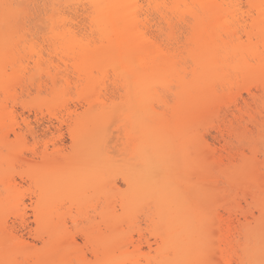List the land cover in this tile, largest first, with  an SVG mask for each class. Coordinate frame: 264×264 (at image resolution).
<instances>
[{
	"label": "rangeland",
	"instance_id": "rangeland-1",
	"mask_svg": "<svg viewBox=\"0 0 264 264\" xmlns=\"http://www.w3.org/2000/svg\"><path fill=\"white\" fill-rule=\"evenodd\" d=\"M112 1L103 0L102 4L109 5ZM250 1L214 0L212 2L214 7H211L210 11L204 12V14L198 5H194L197 6L194 7L193 4L190 5V2H188L190 6L178 8L179 13L177 10L163 9V12H175L174 14L177 15L178 19L184 16L196 17V23L193 27L189 28L187 24L180 25L181 30L188 33L185 37L186 47L181 54H178L174 48L160 47L154 39L156 33L153 23H143L137 16V10L128 8L127 15L130 23L126 24L127 29L129 28L127 31L133 29L131 30L133 33L136 31L137 34L142 33L139 34L142 38L151 39L152 37L151 40L157 47L167 50L166 53H169L171 63L175 60L172 64L177 67L174 70L175 74L170 72L174 75L168 74L169 82L174 79V82L172 81L173 85H171L172 82L170 83L171 88L168 86L169 90L168 87L162 89V87L156 86L154 89L156 93H153V98L147 103L145 102L146 104L133 105L130 102L131 96L124 93L126 90L119 85L120 81L115 80L116 77L112 74L110 66L108 67L110 68L108 72L110 74H106L109 80L106 75L96 79L95 73V79L98 80L97 89L95 88L96 92L95 89L87 91L84 78L79 75L85 83L79 79L77 72H74L79 64V59H83L80 57L83 54L80 53L89 52L91 56L98 51H102L107 46V40L105 41L106 44L103 42L104 45L100 46L102 45L101 41L107 39L104 37L114 36V31L120 32L118 27L120 28L121 23L117 21L119 24H116V17H114L115 19L110 18L111 24L107 26L108 28L105 27L101 30L93 25L91 17L97 11L90 7L93 5L91 0H0V16L3 13H6L7 17L9 16L7 22L1 28L3 35L0 37L2 52L5 55L3 66L6 68L8 75L4 81L13 78L14 75L11 73L13 69L20 70L17 78L19 83H16L17 85L15 84L14 87L11 86L13 90L11 89V92L6 95L0 90V112L7 113L11 117V119L5 118L7 121L3 125L0 134V139L7 144L5 147L0 146V178L11 177L15 181L16 185L13 183L12 188L18 191L19 195L22 194L19 198L22 199L25 205L21 208L22 217H16L13 212H8L3 217V221H7L4 223L5 231H11L10 233H13L12 236L15 237V240L7 243L5 233L0 232V264L35 263L37 256L30 257L29 254L26 256L18 251L15 246L19 244L27 250L38 252L41 255L51 249L55 253L60 250L59 255L68 256L72 253L69 255L72 256V261L68 258L71 262L82 260L83 250L87 247L90 252L95 249L101 260L119 261L120 264H141V262L143 264H180L179 257H176L177 252L172 249V241L168 243L170 244L168 245V247L170 246L168 251L162 250L163 240L165 239L162 235L165 237L164 232L167 230V225L160 221L157 212H155L157 208L149 199L143 197L136 199L141 188L139 190L135 184L130 182L132 175L143 167L142 163L134 159V149L139 141L137 136L130 132L133 120L135 121L132 112L134 109L144 108L151 111L148 117L152 119V124L168 134V143L174 151V154H171L168 150L172 157V163L178 161V165H180L181 161L184 169L185 163L188 161L190 163L191 170L187 182L182 181V169L178 168L177 165L175 172L178 178L177 183L180 185L173 184L171 189L173 191L176 189L179 199L186 198L184 202L186 208L190 209L200 205L211 216L207 235L194 237V241L197 243L201 237L206 236L208 242L212 241V243H209V247L206 248L210 249L208 260L212 261L213 264H233L231 262L233 260L239 264L244 242V237L240 233V231L242 232L240 230L242 229L241 223H244L243 214L251 210L255 216H258V211L255 209L254 200L250 195L253 186L250 184H244L246 185L244 186L243 183L233 184L230 182L231 179L222 178L221 171L234 168L239 164L240 154L245 152L241 136L250 128L256 130L253 146L255 148H247V153H250L247 156H255L258 161L264 162V153L259 150V147L261 148L259 136L260 108L261 98L264 97V32L261 29V20L264 19V3L262 2L263 4L261 3L259 7H256ZM121 2L124 5L143 4L145 8L140 11L144 13L148 12L146 7L148 4L171 5L172 0H121ZM231 3H233V6ZM5 4L9 5L7 9L4 7ZM114 4L117 5V2ZM239 5H243V8L237 7ZM218 6L220 9H217ZM223 9L225 10L222 11ZM151 11L156 13L157 9L154 7ZM212 12L217 17H213ZM248 17H251L252 20L247 26L248 30L238 31L240 29L238 21ZM38 19L40 20L38 21ZM209 23L213 26H209ZM128 25L132 28L130 29ZM104 30L105 32H102ZM204 30L216 31L215 33L223 37L224 42L230 43L229 45H239L241 48L251 49L253 52L257 51V55H243L242 65L240 64L241 61L238 62L240 57L236 59L227 58L228 61H226L230 62L229 68H223L224 72L221 70L218 74V81L216 79L214 82L216 85H213V93H210V95H213L212 100L207 104V108L199 118L192 112L191 102L185 104L181 97L174 95L178 91L174 85H178L175 82L177 78H183V81L189 82L197 74L196 67L192 64L188 54L195 48L193 38L204 32ZM223 30L229 31V36L234 38L226 36L227 31L224 33ZM261 31L263 35H261ZM78 50L79 52L81 50V52H77ZM171 53L175 55L172 57ZM96 61L93 62L95 65L100 63ZM234 65L235 67H233ZM39 69L42 73L37 71ZM246 69L247 71H245ZM45 71L46 73H44ZM48 71L51 74H56L57 77H54V75L51 77ZM45 75H47V78L50 77V80ZM172 75L173 77H171ZM38 77L40 79L36 82L40 85L39 87H37L36 82L31 80V78L37 79ZM53 81L56 86L55 93L49 87ZM57 83L58 87L63 83H65V86L57 88ZM46 87L49 89H46ZM69 87L70 91H68ZM57 91H59V95ZM98 91L100 92L99 95ZM215 93L218 96L214 95ZM92 94L93 96H91ZM125 94L127 97H125ZM89 100H93L96 104ZM88 102L91 103V108L90 105H87ZM101 105L106 106L102 107ZM23 118L26 119L28 126L22 122ZM198 121H200L199 124ZM15 133H22V138H16ZM197 136H200V138ZM93 143L96 144L93 145ZM92 145L94 148H91ZM204 147H206L205 150ZM186 153H189L188 158L183 159L181 154L185 156ZM207 156H209V159H207ZM234 156L238 157V160ZM202 160L204 162L205 160H213L216 166H220V171H214L215 183L209 181L208 178L204 179L198 171L197 163H202ZM234 162L237 164H234ZM90 163L92 167L107 166V174L102 178L100 173L97 172L94 177L92 175V178L91 176L84 178L82 171ZM222 164L224 165L221 166ZM195 169L197 170L195 171ZM27 171H36L40 174L43 172L44 177L41 180L47 175L55 179L64 176L69 179L74 176V173L81 172L83 180L77 190V194H81L79 197L77 195L69 197L67 194L55 197L51 213H43V217L46 216L47 219L44 218L36 222L33 211L35 183H31V180L24 175ZM97 174L101 180L100 183L95 181ZM208 182L213 183V185L208 184ZM224 185L228 186V189ZM247 185H249L248 190L243 188ZM178 186L180 187L178 188ZM257 193H260V191ZM36 194H39V192H36ZM134 194L137 195L135 201L132 199ZM194 194L200 195L196 197ZM4 196L5 193L2 194V197ZM174 209L173 204L170 205L169 211L173 212ZM214 221L215 225L213 224ZM217 221L219 222L217 223ZM50 225H53L55 229L52 226L51 228ZM66 238L70 240L67 241ZM211 238L217 239V242L219 240L220 243L218 242L215 246L213 240L210 241ZM223 238L225 240L228 238L229 243H232L231 249L229 247L228 250L229 253L231 252L229 263H225L219 257V251L226 247V245H223L226 243ZM64 239L67 242H64ZM5 241L7 244H2ZM240 243L242 246H239ZM212 246L214 247L213 250L210 248ZM3 250L6 251V254L1 256ZM10 250L13 251L10 252ZM58 256L56 257L58 258ZM56 257V262L51 257L52 260L49 261V264H52V262L57 264ZM17 258L21 260H17ZM76 258L78 259L76 260ZM45 259L46 257H43L35 264H42L41 261Z\"/></svg>",
	"mask_w": 264,
	"mask_h": 264
},
{
	"label": "bare ground",
	"instance_id": "bare-ground-1",
	"mask_svg": "<svg viewBox=\"0 0 264 264\" xmlns=\"http://www.w3.org/2000/svg\"><path fill=\"white\" fill-rule=\"evenodd\" d=\"M91 1L93 2V4H102V2H103V0H91ZM213 1L214 0H172L171 5H178V6H184V5L190 6L191 4H193L192 6L198 5V7L203 11V14H204V12L210 11L211 7H214L213 4H212ZM251 1L250 2L253 3L256 7H259L262 2L264 3V0H251ZM116 2H117V5L114 4ZM122 2H121V0H113L112 3L110 2V4H109V5L112 6L111 8L102 10L105 14H107L109 16V18L116 17L117 19L114 18L116 20V24H119L117 21H120V23H121L119 25L120 28L118 27L120 32H117V31L115 32L114 31V34H115L114 36H112V37L108 36L109 38L108 37H104V38H107V39H104V41H101L102 45H100V46L104 45L103 42L106 44V42H105L106 40H107V44H106L107 46H106L105 49H103L102 51H98L96 54H92L90 56V53L89 52H84V49L82 50L84 53H80L81 50H80V52L78 50L77 52H79L80 54H83V56L80 55V57H82L83 59H79V64L76 67V71H74V72H77L78 76L80 75L81 78H84V80L86 81L87 89H88L87 91H89V90L92 91V89H95L96 86H97L96 84H97L98 80H96V79H98V77H100V76L103 77L104 75H106L110 71V68H111V71L113 72L112 74L116 77L115 78L113 76L115 78V80L117 79L118 81H120L119 85L123 86L122 88H124L126 90V92L123 90L124 93H127L128 95L131 96V98H130L131 101L130 102L133 103V105H139L141 103H145V102L147 103V101H149L150 99L153 98V93L155 92L154 89H155L156 86L157 87H162V89L165 88V87L167 88L168 86L171 88V85H173V82H174L173 80L174 79L172 80L173 82L171 81L172 84L170 85L171 82L168 81V74L170 72H173L175 74L174 70H176L175 68H177V67H174V65L172 64L173 62H175V60H174L175 57L172 59V61L173 60L174 61L171 63V61H170L171 58H169V53H166L167 50H164L162 48L157 47L156 44H154L153 41L151 40L152 37H151V39L150 38H142L141 35H139V34H142V33L137 34L136 33L137 31L135 32L137 34V36H136L135 33H133V31H131V30H133V29H131L132 27H130L133 23L131 25L129 24L130 26L128 25V27H130L131 30L129 32L127 31V30H129V28L127 29V25L126 24L130 23V22H128L129 21V16L127 15V9L128 8L127 7H123L125 5ZM188 2H190V5H188L189 4ZM222 2H224V1H222ZM232 4L233 3H231V5ZM194 7H197V6H194ZM218 7H217V9H220V7L219 8ZM252 7H254V6H252ZM177 9L178 8H174V9H171V10L172 11H176ZM189 10H190V8H189ZM224 10L225 9H223L222 11H224ZM96 11L98 12V11H101V10H97L96 9ZM179 12L180 11H178V13ZM208 13H210V12H208ZM128 14H130V13L128 12ZM212 14L215 15V13H213V12L211 13V15ZM209 15H207V16H209ZM214 15H213V17H217L216 15L215 16ZM218 16H220V15L218 14ZM8 17L6 15V13L5 14L4 13L1 14V16H0V37L3 35L1 33V30H2L1 28L7 22V18ZM40 19H42V18H40ZM40 19H38V21ZM232 19H234V18H232ZM18 20H19V18H18ZM131 20H133V19L131 18ZM233 23H235V22H233ZM47 24H48V21H47ZM109 24H111V23H109ZM209 26H213V24L212 25L210 24ZM136 27H137V24H136ZM224 27H228V26H224ZM114 28H115V24H114ZM231 28H229V29H231ZM118 29H115V30H118ZM207 30H204V32H202L201 34H199L198 36L193 38V41H194V44H195V48L194 49L192 48L193 50L191 49L192 51L188 54L189 58H191L192 64L194 65V67H196L197 74L189 82L183 81L184 80L183 78L182 79L177 78L175 80V82L178 83V85L177 84L174 85V86L177 87L176 89L178 90L177 94H174V95H178V97H181L182 100L185 102V104L191 102L190 104L192 105V112L195 113L196 116L199 117V118L201 117V114L204 113L205 109L207 108V104L212 100V96L213 95H210V93L213 91V88H214L213 85H216V84H214L215 80L217 78H219L218 74L221 72V70H222V72H224L223 68H225V67L227 68L229 66L230 62H227L228 61L227 58L236 59L237 57H240V60H238V62L241 61L240 64L242 65L243 55H245V54H249V55H252V56H256L257 55V53H256L257 51L253 52V51H251V49L241 48V47H239V45H233V46L229 45L230 43L224 42L223 39H222L223 37H220L219 34L215 33L216 32L215 30H214L215 32L207 31ZM221 30H222V27H221ZM223 31L225 33V31H227V30H223ZM102 32H105V30L102 31ZM235 32H236V30H235ZM261 33H262V31H261ZM261 35H263V33ZM142 36L144 37V35H142ZM145 36H146V34H145ZM226 36L230 37L229 36V31H227V35ZM234 36H235V34H234ZM256 37H257V35H256ZM232 38H234V37H232ZM235 39H236V37H235ZM235 39H234V41H235ZM72 48H71V50H72ZM253 50H255V49H253ZM77 52H75V53H77ZM79 53H78V55H79ZM172 53H174V52H172ZM174 55L172 54V57ZM4 56L5 55L2 52V46H1V42H0V90L3 91V93H5V95H6V94H9V92H11L10 91L11 89L13 90V87H14V85L16 83H19L17 78L19 76L20 70L19 69L18 70L17 69H13L11 71V73L14 75L13 78H11L10 80H5L4 81L5 77L8 76L7 75V70L3 66V62H4L3 61L4 60L3 57ZM95 61L96 62H100V63L95 65L93 63ZM174 64L177 65L176 63H174ZM235 65L237 66L238 64H235ZM235 65L233 67H235ZM109 66H110V68H108ZM230 66H231V64H230ZM37 71H40V69L37 70ZM245 71H247V69ZM40 72H39V74H40ZM48 72L50 73L51 77H52V75H54V77H57L56 74H51L50 71H48ZM48 72H47V74H48ZM57 72H59V71H57ZM44 73H46V71ZM93 73H96V76H97L96 79H95V75H93ZM173 73H170V74H173ZM108 74H110V73H108ZM107 75H106V78H107ZM173 75L171 77H173ZM45 76L47 78V75H45ZM80 76H79V79H81ZM40 77H38L37 79L36 78H34V79L31 78V80H32V82H36L37 80L39 81ZM224 77H222V78L224 79ZM62 78H64V77H62ZM47 79L50 80V77L47 78ZM59 79H61V78H59ZM59 79L57 80V82L59 81ZM77 80H78V77H77ZM81 81H83V80L81 79ZM216 81H218V79ZM60 82H62V80H60ZM223 82H224V80H223ZM36 83L38 85V82H36ZM36 83H35V85H36ZM31 85H32V83H31ZM60 85H61V83H60ZM63 85L65 86V83H63ZM11 86H13V87H11ZM18 86H19V84H18ZM39 86L40 85H38L37 87H39ZM67 86L68 85L66 84V87ZM15 87H17V86H15ZM49 87L51 88V90H54L53 92L55 93L56 86H55L54 81L52 82V85L50 84ZM169 87H168V90L170 89ZM47 88L48 87H46V89ZM57 88H61V86L58 87V83H57ZM96 89H95V92L97 91ZM59 91H57L58 95H59ZM214 91L216 92V90H214ZM101 92H103V91H101ZM99 93L100 92L98 91V95H99ZM214 95L218 96L217 93H215ZM88 96H90V95H88ZM91 96H93V94ZM94 97H96V96H94ZM125 97H127V95ZM178 97H177V99H178ZM158 98H159V96H158ZM112 100H114V99H112ZM159 100H161V98H159ZM89 101L90 102H94L93 100H89ZM114 101H116V100H114ZM125 101H126V99H125ZM90 102H88L87 105H90L91 104ZM100 102H98V104H100ZM94 103L96 104V102H94ZM94 103H92V104H94ZM150 103H151V101H150ZM162 103H163V101H162ZM94 105H92V106L94 107ZM101 106L104 107L106 105H101ZM89 107L91 108V105ZM105 109H106V107H105ZM186 110H188V108H186ZM149 113H151V111L147 110L146 108H144V109H134L133 112H132V115L135 118V121L133 120V126L131 127L130 132L134 136H137V139L139 141V143L136 145V147L134 149V156L136 157V158L134 157V159H136L139 163H142V165H143L142 169L139 170L137 173L133 174L131 179H130L131 180L130 182L135 184L136 187L139 188V190L141 188L140 191L138 190L139 191L138 196L136 195L137 194L136 193V194H134L132 199H133V201H135V197L136 196H137L136 199L138 197H143L145 199H149L153 203V205H155V207L157 208V210L155 212H157V215H158L160 221H163V223H165L167 225V230L165 229L166 231L164 232L165 233V237H164V235H162L163 238H165L163 240L162 250L168 251V249L170 248V246L168 247V245H170L168 243H170L172 241V245H171V246H173L172 249L175 252H177L176 257L177 258L179 257V263L180 264H188V262L198 261V260H208L209 259V251H210V249L206 248V247H209V243H212L211 240H213L214 245L216 244L215 246H217L219 240L217 242V239L215 240L214 238H211L210 239L211 242H208V237L206 236V237H201L199 239V241L196 243L194 241V237L204 236V234L207 235V233H208V224H209V221L211 220V218H210L211 216L200 205L199 206H195L194 208H190V209L186 208L185 207V203H184L186 198H184L182 196L183 198L179 199L178 196H177L176 189L174 191H173V189H171V186L173 184L180 185V184L177 183V179L178 178H177L176 172H175L179 162L177 161L174 164L172 163V157L170 156L169 151L171 152V154L172 153L174 154V151L171 149V146L168 143V134H166L164 131H162L161 129H158L156 126H154L152 124V122H153L152 119L150 117H148ZM7 117L11 119V117H9L7 115V113L0 112V134L2 133L3 125L7 121V119L5 120V118H7ZM127 121H129V120H127ZM22 122L25 125H27V121H26L25 118L22 119ZM199 122L200 121H198V124H199ZM128 124H129V122H128ZM15 136H16V138L21 139L23 135H22V133H18ZM0 138H1V136H0ZM198 138H200V136ZM198 138H196V139H198ZM185 139L188 140L189 138H185ZM3 141L4 140L0 139V146L1 147L7 146L5 141L4 142ZM95 144L96 143H93V145H95ZM185 144H187V142H185ZM93 145L91 146V148H94ZM205 148L206 147H204V150H205ZM253 148H255V147H253ZM206 150L208 151V149H206ZM259 150H261L260 147H259ZM261 152L264 153V151H261ZM263 153H261V154H263ZM188 154L189 153H186L185 156L181 154V156H182L183 159H187L188 158ZM247 154H250V153H247ZM257 154H260V153H257ZM236 156H234V157H236ZM208 157L209 156H207V159H209ZM256 157H258V156H256ZM261 157L263 158V156H261ZM236 159L238 160V157H236ZM231 160H232V157H231ZM259 160H261V159H259ZM228 162H230V161H228ZM263 163L264 162L258 161V159H256L255 156H246V158H242L241 157L239 164L237 166H235L234 168L227 169V170L222 169L224 171H221L222 178L224 177L223 179L226 178L227 180L231 179L230 182H232L233 184L234 183H238V184L243 183V185L244 184H250L251 186H253L252 190H250L251 191L250 195H251V197L254 200L255 209H257V211H258V216H255L253 214L254 212H251V210L243 214V218H244L243 222L244 223L243 224L241 223V226H242L241 228L242 229H240V230H242V232L240 231V233H242L241 236L243 235V237H244V242H243V239H242V242H243L242 245L243 246L241 245V243L239 245V246H242V253H241L242 257L239 258V262L241 260H249V259L259 261L261 259V249H262V247H264V225H262V223H261V221L259 219L260 213H259L258 206H257L258 205L259 194H260V193H257V192L260 191L261 185H264V164ZM234 164H237V163L234 162ZM234 164H232V165H234ZM197 165H198L197 169L200 172L201 176H203L204 179L208 178L209 181H213L215 183L214 171L215 172L216 171L217 172L220 171L221 170L220 166L219 167L216 166L214 164L213 160H205V162L202 160V163H199V164L197 163ZM218 165H220V164L218 163ZM223 165L224 164H222L221 166H223ZM137 166H135V167H137ZM138 167L140 168V166H138ZM179 167L182 169L181 172L183 173L182 176H181L182 177V181L187 182L188 181L189 171L191 170L190 169L191 166H190L189 161L187 163H185V169L181 165V161H180V165H178V168ZM197 169H195V171ZM16 170H18V169H16ZM82 172L84 174L83 175L84 178L86 176L87 177L91 176V178H92V175L94 177L97 172H98V174L100 173V176L103 178V176L105 174H107L108 171H107V166H103V167L102 166H99V167L94 166V167H92V164L90 163V164H88L85 167V170H83ZM42 173L40 174L39 172H36V171H33V172L27 171L24 174L29 180H31V183H35L34 184L35 185V191H34L35 200H34V203H33V205H34L33 211H34V219H35L36 222L40 221L41 219L43 220L44 218L47 219L46 216L43 217L44 216L43 213L44 212L51 213L50 211H51V207H53L52 205L54 203V200H55L54 198L55 197H59L60 195H63V194H67L69 197H74L76 195L79 197V195L81 193L78 195L77 194V190H78V186L80 185L81 181L83 180V178L81 177V175H82L81 172L74 173L73 174L74 176L70 177L69 179H67L64 175H63L64 177L57 178V179L47 175L48 177L45 176V178H43V180H41L42 177H44V174H42ZM98 174H97V176H96L97 178L95 180L96 183H100V181H101ZM196 174L198 175V173H196ZM162 177H163V179L161 180ZM13 183L15 184V181L11 177H9V178L8 177H4L3 179L0 178V188H1V190H0V232L2 231V232L5 233L4 235H5L7 243H10L11 240H15V237L12 236L13 233H10L11 231L9 229H8V231H10V232L5 231V229H4V225L5 224L4 223H6L7 221L4 222L3 221V217L8 212H13V214L16 217L18 216L20 218V217H22L21 208L23 206H25L23 201H22V199L19 198V196H21L22 194L19 195L18 191H15V189L12 188ZM203 183H205V181H203ZM208 184H211V183L208 182ZM211 185H213V183ZM214 185H216V184H214ZM224 186H226V185H224ZM244 186H246V185H244ZM179 187L180 186H178V188ZM226 187L228 189V186H226ZM243 188H246L248 190L249 185H247V187H243ZM184 189H182V190H184ZM2 192L5 193L4 197H2V194H3ZM36 192H39V194H36ZM193 193H194V191H193ZM180 194H182V193H180ZM72 195H74V196H72ZM195 195L196 194H194V196ZM197 195H200V194H197ZM197 195H196V197H197ZM179 197H181V196L179 195ZM245 197H246V195H245ZM198 198H199V196H198ZM193 201H194V199H193ZM202 202H200V203H202ZM245 202L247 203V201H245ZM146 203H148V202H146ZM150 203H148V204H150ZM205 203H206V201H205ZM251 203H253V202H251ZM172 204L175 207V209H174L173 212H170L169 211L170 210V205H172ZM204 206H205V204H204ZM251 207H252V205H251ZM249 208H250V206H249ZM249 208H247V209L249 210ZM206 209H208V208H206ZM255 212H256V210H255ZM153 214H155V213H153ZM241 216H242V214H241ZM213 218H215V217L213 216ZM213 220H215V219H213ZM218 222L219 221H217V223ZM214 223H215V221L213 222V224ZM51 226L53 227V225H50V227ZM53 228L55 229V227H53ZM210 229H211V227H210ZM32 231H30V232H32ZM162 231H164V230H162ZM216 231H218V230H216ZM159 234L161 235L160 232H159ZM234 236H235V233H234ZM69 238H66L67 241L70 240ZM71 240H72V238H71ZM224 240H223V242H224ZM6 241L2 242V244H7ZM62 241H60V242H62ZM67 241H65V239H64V242H67ZM225 241H226V243L223 244V245H226V247H224V249H221V251H219L220 252L219 253V257L222 260H224L225 263H229V258H230L229 255L231 254V252L229 253L228 250H229V247L231 249V244L232 243H229L228 238H226ZM71 242H72V244L74 243L73 240ZM48 243L52 244L50 242H48ZM127 243H129V242H127ZM44 244H42V245H44ZM14 245H15V243H14ZM28 246H30V245H28ZM233 246H235V245H233ZM11 247H10V249H11ZM49 247H47V248H49ZM218 247H220V246L218 245ZM15 248L18 251H20L23 254H25L26 256H27V254H29L30 257L31 256H34V257L37 256V258L35 260V263H36V261L38 263V261L41 258L46 257V259H45L46 261L43 260L45 262L41 261L42 264L43 263L49 264V261L51 262L52 259L55 260V257L58 256L59 252H60V250H59L58 253H55L53 251V249H51V250H48L46 253L41 252V253H43L41 255L38 252H34L32 250L31 251L27 250V248H24V246H21L20 244L18 246L16 245ZM210 248H212V250L214 249L213 246L210 247ZM232 250H233V248H232ZM12 251L13 250H10V252H12ZM61 251H62V249H61ZM112 251H114V250H112ZM75 252H77V251H75ZM161 253H164V252H161ZM5 254H6V251H4L1 254V256H4ZM71 254H68V256L62 254V255H59L58 258L56 257L57 258V262H58L57 264H72V262H71L72 261V259H71L72 256L71 257L69 256ZM211 256H214V255H211ZM51 257H52V259H51ZM68 258L71 261H69ZM81 258H82V256H81ZM18 259L19 258H17V260ZM77 259L78 258H76V260ZM19 260H21V259H19ZM214 260H216V259H214ZM233 261H231V262L233 263ZM55 262H56V260H55ZM30 264H32V263H30ZM52 264H54V263L52 262Z\"/></svg>",
	"mask_w": 264,
	"mask_h": 264
},
{
	"label": "snow or ice",
	"instance_id": "snow-or-ice-1",
	"mask_svg": "<svg viewBox=\"0 0 264 264\" xmlns=\"http://www.w3.org/2000/svg\"><path fill=\"white\" fill-rule=\"evenodd\" d=\"M4 7L7 9L9 5L5 4ZM86 7H88L86 5ZM93 9L101 10L96 13H93L91 19L94 27L103 29L107 27L110 23V18L107 14H105L102 10L111 8V5L104 4H93L90 6ZM123 7L134 8L137 10V16L140 21L145 24L153 23V27L155 30V42L160 45L162 48H174L178 54H181L186 47L185 37L188 33L181 30L180 25L187 24L189 28L193 27L196 23V17L192 16L191 18L188 16H184L183 18L177 17L172 11L162 12L163 9H174L179 7H188L187 5L178 6V5H152L148 4L146 7L148 12L141 13V9L145 8L143 4H135V5H125ZM157 9L156 13H153L151 10L153 8ZM239 8H243V5L237 6ZM162 13V14H161ZM251 17L240 19L238 21L240 25V29L238 31H247V26L251 23ZM261 29L264 31V19L261 20ZM95 75V73H93ZM63 88V85H61ZM70 91V87L68 89ZM260 146L261 150L264 151V97L261 98V108H260ZM256 137L255 128H250L247 132H245L241 136L242 146L245 148V152L241 153L242 158H246L247 156V148L253 147ZM258 210L260 213V221L262 225H264V185H261L259 199H258ZM72 264H120L119 261H109V260H101L99 258L98 253H96L95 249H92L91 252L89 248H85L83 250V259L80 261H73ZM143 264V262H141ZM188 264H213L212 261L208 260H198L188 262ZM233 264H237L236 261H233ZM239 264H264V247L261 249V259L259 261L256 260H241Z\"/></svg>",
	"mask_w": 264,
	"mask_h": 264
}]
</instances>
